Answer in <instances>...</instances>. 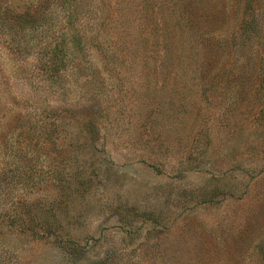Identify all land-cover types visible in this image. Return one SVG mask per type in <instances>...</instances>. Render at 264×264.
<instances>
[{"label": "rangeland", "instance_id": "rangeland-1", "mask_svg": "<svg viewBox=\"0 0 264 264\" xmlns=\"http://www.w3.org/2000/svg\"><path fill=\"white\" fill-rule=\"evenodd\" d=\"M0 264H264V0H0Z\"/></svg>", "mask_w": 264, "mask_h": 264}, {"label": "trees", "instance_id": "trees-1", "mask_svg": "<svg viewBox=\"0 0 264 264\" xmlns=\"http://www.w3.org/2000/svg\"><path fill=\"white\" fill-rule=\"evenodd\" d=\"M23 14H24V16L26 17V19H28V18H27V14H28V13H27V12H23ZM56 53H57V52H54L53 56H55Z\"/></svg>", "mask_w": 264, "mask_h": 264}]
</instances>
